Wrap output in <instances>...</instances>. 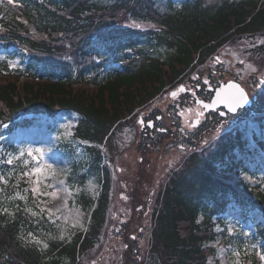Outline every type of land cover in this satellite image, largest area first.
Instances as JSON below:
<instances>
[{
  "label": "trees",
  "instance_id": "obj_1",
  "mask_svg": "<svg viewBox=\"0 0 264 264\" xmlns=\"http://www.w3.org/2000/svg\"><path fill=\"white\" fill-rule=\"evenodd\" d=\"M128 19L156 27L133 28L124 24ZM246 37L264 39V0H0V46L27 57L23 70L0 63V138L30 126V115L54 118L72 111L79 115L75 138L110 150L122 122L137 109L167 90L192 86L198 80L193 72L229 42ZM253 50L264 55V44ZM146 132L144 152L166 137ZM228 135L191 153L169 176L139 264H209L215 251L206 245L216 237L215 222L225 225L231 206L238 207L242 225L252 224L253 234L245 238L241 231L233 238L225 227L223 237L239 248L251 241L264 247V226L252 218L255 211L264 214V192L239 178L243 163L233 151L236 139L242 144L240 135ZM86 154L73 165L71 186L85 188L95 179L101 187L98 198L79 199L88 230L52 240L43 251L23 235L55 231L49 219L22 208L8 219L0 214V264H80L96 245L107 223L113 174L99 147L86 148ZM146 164L139 161L142 169ZM247 260L261 264L255 251Z\"/></svg>",
  "mask_w": 264,
  "mask_h": 264
},
{
  "label": "rangeland",
  "instance_id": "obj_2",
  "mask_svg": "<svg viewBox=\"0 0 264 264\" xmlns=\"http://www.w3.org/2000/svg\"><path fill=\"white\" fill-rule=\"evenodd\" d=\"M124 24L141 29L156 27L151 22L130 19L124 21ZM261 41L264 39L246 37L226 44L203 67L191 74L192 77L198 76L197 82L192 86L187 83L181 85L187 88L186 93H180L174 98L171 92L179 87L167 90L137 109L131 119L122 122L116 143L112 144L110 150L75 138L79 120L75 112L60 111L54 118L45 115L26 117L32 121L30 126L0 138V161H5L8 154L18 153L21 148H41L45 150L44 159L52 167L45 168L41 183L37 185L34 183L35 177L21 176L27 170L21 161L13 165L0 163V176L8 180L6 185L0 183V189H3L0 191V210H8L1 215H6L8 219L17 209L22 208L34 218L42 215L49 219L55 225V231L40 229L37 234L23 235L26 242L43 251L48 249L52 240H70L76 233L87 231L90 219L79 205V199L84 194L98 198L101 187L95 179H89L85 188L73 187L71 175L74 163L87 159L86 148L97 146L113 174L108 218L96 245L81 256L80 264H139L137 261L146 254L150 244L151 217L157 196L169 176L183 167L191 153L214 145L236 130L242 143L236 139L233 151L237 162L243 163L238 168L239 178L249 188L264 192V55H258L253 50L262 44ZM158 56L163 57L162 54ZM3 61L8 62L12 71L23 70L27 57L20 50H7L0 46V63ZM249 65L256 71H252ZM229 81L238 82L247 91L253 100L252 107L240 109L236 116L225 119L217 113H206L202 117L198 115L196 111L201 105L195 103L196 98L190 92H198V100L204 101L210 98L205 88H217ZM197 86L202 88L198 91ZM158 116L161 119L153 134L157 138L166 137L161 138L160 144L147 147L148 152H144L143 141L147 132L144 125L140 124V119L150 121ZM48 145H51L50 149ZM108 153H111V157H108ZM23 159L30 160L27 156ZM139 161L147 163L144 169L139 167ZM31 166L30 163L28 168ZM142 171L144 180L141 178ZM34 188L37 189L35 193L32 191ZM225 218V225L215 222L216 237L206 245L215 251L208 263L235 264L238 260L239 264H250V260L246 259L251 251L260 257L264 252L260 243L251 241V244L239 248L223 237L226 227L227 234L233 238L241 231L245 233V238H251L253 226L251 223H240L238 207L231 206ZM252 218L264 226L262 212L255 211ZM37 240L39 244L35 242ZM44 244L48 247L44 248ZM234 252H238L239 256L234 255ZM260 261L264 264V261Z\"/></svg>",
  "mask_w": 264,
  "mask_h": 264
},
{
  "label": "snow or ice",
  "instance_id": "obj_3",
  "mask_svg": "<svg viewBox=\"0 0 264 264\" xmlns=\"http://www.w3.org/2000/svg\"><path fill=\"white\" fill-rule=\"evenodd\" d=\"M9 4L14 3V0H8ZM137 27H139V25H136ZM154 27V25H153ZM262 44H264V41H261ZM241 63H243V61H241ZM249 68H252L251 65H249ZM252 71H256L255 68H252ZM205 83H207V81H205ZM229 88H235L237 91V96L236 98L229 103L228 107H229V111H235L237 107H242L244 104H246L248 102L247 96L244 93L243 89L239 88L237 85L234 84H230ZM181 91H184L183 88L180 89ZM177 93L175 91L171 92V96L172 97H176ZM196 103H202L201 101H196ZM203 107L207 108L210 107V105L208 104H203ZM221 115H223V113H221ZM157 119H159V117H157ZM141 123H144L143 120L140 121ZM149 126H152L151 124H149ZM161 131H164V129H161ZM206 143V141H205ZM183 147V146H181ZM25 156L29 157L30 160L28 159H23ZM45 157V150L41 149V148H21L18 153L15 154H8L7 159L5 161H0V163H7L9 165H13L14 162L16 161H21L22 165L27 169L25 171H23L21 173L22 177H35V181L34 183H36L37 185H39L41 183V176L45 173V168H51L52 165L48 164L46 162V160L44 159ZM31 163V167L28 168V165ZM45 179H47V177H45ZM0 183L2 184H7L8 180L4 177V176H0ZM48 186V185H45ZM0 191H3V189H0ZM33 193H35L37 191L36 188L32 189ZM20 199H24V197H20ZM8 210L2 209L0 210V214L7 212ZM10 214V213H9ZM133 239H135V237H133ZM37 244L40 243V241H35ZM44 248H47L48 245L44 244L43 245ZM236 256H239L238 252H234L233 253ZM262 261H264V252H262L260 254L259 257ZM235 264H239V261L237 260L235 262Z\"/></svg>",
  "mask_w": 264,
  "mask_h": 264
},
{
  "label": "water",
  "instance_id": "obj_4",
  "mask_svg": "<svg viewBox=\"0 0 264 264\" xmlns=\"http://www.w3.org/2000/svg\"><path fill=\"white\" fill-rule=\"evenodd\" d=\"M230 84L237 85L239 88L243 89V91L246 94L247 99H248V102L246 104H244L242 107H237L235 111H229V107H228L229 103L232 102L237 96L236 89L235 88H229ZM181 88H183L184 91H181L180 90ZM211 89L214 92V96H213L212 100L210 102L201 101L202 103H197V104H200L201 106L203 104L210 105V107H207V108L202 106L205 109L204 112L217 111L218 109L223 108V109H225V112H223V115H226L227 113L237 114L240 109L249 108V107H252V105H253V100L249 97L247 91L236 81H229L227 83L221 84L220 87H218L216 89H214V88H211ZM185 91H186V87L180 86L175 92L178 94V92H185ZM141 120L144 121V119H142V118L140 119V121ZM140 124L143 126V125H145V122L144 123L140 122ZM147 124L148 125L151 124L153 126V121H150Z\"/></svg>",
  "mask_w": 264,
  "mask_h": 264
},
{
  "label": "flooded vegetation",
  "instance_id": "obj_5",
  "mask_svg": "<svg viewBox=\"0 0 264 264\" xmlns=\"http://www.w3.org/2000/svg\"><path fill=\"white\" fill-rule=\"evenodd\" d=\"M209 89H208V92L207 93H209V95H210V98L209 99H205V101H211L212 100V98H213V96H214V92L210 89V87H208ZM201 89V86H197V90L199 91ZM190 94H194V98H197L198 97V92H197V94H196V92H194V93H191L190 92ZM195 103H196V100H195ZM246 109H248V108H246ZM246 109H243V110H246ZM242 110V111H243ZM197 113H198V115H200L201 117H202V115L204 116V115H206V113L207 114H213V115H216V113L218 114V116H220V117H222L223 119H225V118H227V117H229V116H236V115H233V114H229V113H227L226 115H221V113H223V112H225V109H223V108H220V109H218L217 111H212V112H205L204 113V109L200 106V108H197V111H196ZM159 117V119H151V120H153L154 121V125L151 127V126H148V125H145L144 126V129L145 130H147V131H151V132H155V130H157L158 128H157V123H158V121L161 119V117L160 116H158ZM144 121L147 123L149 120H147V119H144Z\"/></svg>",
  "mask_w": 264,
  "mask_h": 264
},
{
  "label": "bare ground",
  "instance_id": "obj_6",
  "mask_svg": "<svg viewBox=\"0 0 264 264\" xmlns=\"http://www.w3.org/2000/svg\"><path fill=\"white\" fill-rule=\"evenodd\" d=\"M58 119H61V118H58ZM26 131H29V130H26ZM21 132H22V130H21ZM47 148L50 149L51 145H48Z\"/></svg>",
  "mask_w": 264,
  "mask_h": 264
}]
</instances>
